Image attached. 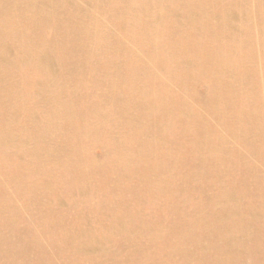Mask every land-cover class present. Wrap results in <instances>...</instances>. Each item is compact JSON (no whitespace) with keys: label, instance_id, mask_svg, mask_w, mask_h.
<instances>
[{"label":"rangeland","instance_id":"obj_1","mask_svg":"<svg viewBox=\"0 0 264 264\" xmlns=\"http://www.w3.org/2000/svg\"><path fill=\"white\" fill-rule=\"evenodd\" d=\"M91 1L88 6L76 0L91 20L83 19L77 7L68 14L79 23L92 21L101 39L55 50L50 46L63 45L80 30L60 26L54 33L36 32L46 41L54 39L40 48L50 47L51 69L59 80L54 92L73 97L75 117L59 100L53 101L52 94L38 103V96L19 84V75L0 78V88L6 87L0 92V264L167 263L168 244L178 239L183 226L199 219H204L199 228L208 231L231 228L242 239L243 232H252L259 239L251 242L246 236L254 245L247 247L246 240L239 245L237 264H264V206L259 205L264 195V125L261 131L242 133L231 129L226 119L239 116L248 122L254 114L264 115V0ZM49 4L54 6V0H47ZM201 32L203 48L195 52L191 48ZM138 39L145 43L139 45ZM243 39L255 47L254 61L224 62L233 73H239L243 63L257 72L240 85L212 69L219 58L209 59L207 52L219 43L240 45ZM2 43L14 67L36 61V54H23L17 38ZM167 44L173 47L168 55ZM100 48V56H94ZM177 58L179 65L168 68ZM205 68L214 81L202 74ZM130 74H140L144 81L137 85L146 84L158 95L150 108L149 100L132 90L130 83L137 78L121 80ZM66 76L72 80L67 82ZM240 89L250 93L239 96V107L220 92ZM83 95L96 97L97 104H82L78 97ZM126 96L124 109L120 99ZM249 99H257L255 107L243 106ZM92 108L110 111L107 122L92 123L99 125L94 137L111 142L70 144L76 137L74 126L83 123ZM122 113L130 120L127 126L122 120L118 124ZM182 116L194 118L188 123ZM185 127L187 140L171 135L173 130L185 133ZM77 135L84 133L79 130ZM69 147L76 152H68ZM76 175L78 184L70 183ZM34 185L43 188L33 190ZM226 192L241 203L239 212H232L225 200L212 203L205 215L196 210L197 204L215 202ZM247 206L252 208L249 215ZM143 223L148 225L146 237L138 230ZM124 226L133 232L120 233ZM197 234L182 243L184 252L197 241L207 243L206 251L211 244H222L216 236ZM215 256L231 260L234 253L222 246L185 256L176 253L171 259L201 264Z\"/></svg>","mask_w":264,"mask_h":264},{"label":"bare ground","instance_id":"obj_2","mask_svg":"<svg viewBox=\"0 0 264 264\" xmlns=\"http://www.w3.org/2000/svg\"><path fill=\"white\" fill-rule=\"evenodd\" d=\"M81 2L87 4L88 6L91 5L92 1L91 0H80ZM55 5L51 6L50 4L47 5V0H0V52H2L1 55V62H5L4 65L0 64V78L4 74L6 77L7 75H19V84L24 85L25 88L24 90L31 94L33 97L38 96V103L43 102L47 94H52V99L58 104L61 102L62 107L64 109L68 110V114H73L74 117L76 116V112L74 111L73 108V97L69 94L66 95H61L59 92H54L58 85V76L57 74L51 69V60H52V53L50 52V47L54 48L57 50V48H66V46L70 43L71 44V49H74L76 46H83L84 42L88 40L89 38H96V39H101V36L103 37L102 34L98 32V30H93L97 29L96 25L92 24V21L89 23L82 22L79 23V20L73 17L71 14H68V10L72 8H76L81 10L84 13L83 19H90L87 16L86 13V8L83 7L79 2L77 3L76 0H54ZM99 5L102 6V2L99 1ZM260 11L262 14V20L264 22V4L260 6ZM118 19V18H116ZM55 24H54V22ZM91 20V19H90ZM18 25L19 28H15L14 26ZM179 27H183L181 23H177ZM67 27V26H74L76 27L75 29H79L80 31H76L74 34H72L70 37L66 38L65 43L61 46H57L56 42L54 45L47 47L46 49L40 48V45L43 46L48 43H54V39H49L45 40L44 37H39L36 35V32H39L42 29H53L50 30L51 33H54L55 30L60 27ZM63 29V28H62ZM212 33V32H209ZM201 33H196L195 35V43L192 46V50L195 52H198L203 48L202 46V41H201ZM77 37V41L74 42L73 38ZM17 38L23 45L24 48V53L23 54H36V61L28 64V65H21L19 64L18 67H14V64L12 63L10 57L8 56L7 51V46L6 42L7 39H14ZM139 45H142L145 43L143 40H139ZM54 50V49H53ZM255 47L251 44H248L245 39H243V42H240V45H229V44H217L213 48L210 47L208 50L207 56L209 59H218V64H216L212 69H216V71L219 72L220 75L226 76L227 75L240 85L244 83L245 80L248 78L252 77V75H257V72L254 71L252 73V69L248 70L245 64L243 63L239 73H233L231 72L228 67L224 64V62H229L232 59H240L241 62H252L254 61L253 56L255 54ZM173 51V47L167 44V55L170 54ZM94 56H100L101 54V48L97 51L93 52ZM91 54L87 55V59L90 57ZM139 56V55H138ZM204 57V56H203ZM85 59V60H87ZM28 62L31 60H27ZM143 61L140 60L139 63H142ZM8 63V64H7ZM16 63V61H15ZM178 58L175 60H171L169 62L168 68H171L173 66H178ZM196 67L198 69L201 68L202 64L201 63H195ZM167 68V70H168ZM27 73H31V77L29 78L27 76ZM202 74L211 81H214L215 79L210 75L208 72L207 68H205L202 72ZM67 82L72 80V76H66ZM137 78L138 80L135 81L132 80L130 85L132 87V90L134 94L141 98L142 100H149L147 103V106L150 108L152 105V101L158 97V95H154V90L150 88H145L146 84L144 86L142 85H137L139 83H143L144 78L141 77V75H135V74H130L127 76H122L121 80L128 83L129 79H134ZM28 79H33L29 82H26ZM6 80V79H5ZM8 80V79H7ZM64 80V79H63ZM62 80V82H63ZM5 82V81H4ZM11 82V79H10ZM9 82V83H10ZM26 82V83H25ZM79 83V81H76ZM15 84V82H13ZM66 83V82H65ZM8 84V82H7ZM36 89L35 91H33ZM6 90V87L3 86L0 88V92L4 93ZM33 91V92H32ZM220 92L225 95H229V104L233 107H239V96L246 94L247 96L249 95L250 92L244 91L242 89L234 92H230L228 90H220ZM44 94L43 98H40L39 95ZM115 96H118L116 94ZM2 96H0L1 98ZM79 101L84 104V105H96L97 104V98H91L86 95H83L81 97H78ZM122 103V107L125 109V105L127 102V96L125 98L120 99ZM257 104V99H249L246 104L243 106L246 108H252L255 107ZM117 109V108H116ZM150 110V109H149ZM113 111V110H112ZM137 112V111H136ZM99 114V118H96V114ZM109 114L110 111L107 108H102V109H91L89 112L88 118L81 124H78L74 126V130L76 137L73 135V139L70 144L77 142L78 144L82 143H90V141H93L94 143H109L111 142L110 139L105 138V139H99L97 137H94V128L99 126L97 123H92V121H104L107 122L109 119ZM123 116H121L120 120L118 121V124L121 121L122 126H127L129 123V119L127 118L126 114L122 113ZM139 114H137L138 116ZM144 115V114H143ZM149 115V114H148ZM141 116V114H140ZM138 116V117H140ZM73 117V118H74ZM184 119L188 121V123L191 122V120L194 118V116H182ZM70 117V119H73ZM141 118V117H140ZM196 120L201 119L199 116L195 117ZM228 120V126L236 131L246 133L250 130L254 131H261L264 125V115L262 113H257L251 116L250 120L247 122L243 118L236 116L232 118H226ZM137 122V120H136ZM201 122L203 120L201 119ZM142 123V122H141ZM140 123V124H141ZM107 125V124H105ZM176 126V125H175ZM108 127V126H106ZM181 129L180 127L177 129ZM81 130L83 131L84 135L83 136H78V131ZM159 131V130H158ZM171 135L176 138V139H182L187 140V135H188V130H186L185 127V133H179L178 131H171ZM197 143V142H196ZM174 147V146H173ZM196 146H194L195 148ZM73 151L76 152V149L74 147H69L68 152ZM176 151V150H175ZM70 154V153H69ZM145 156L147 154L145 153ZM183 156V154H182ZM148 157V156H147ZM171 158V156H170ZM185 158V157H184ZM168 159V158H167ZM176 159V158H175ZM185 160V159H184ZM183 160V161H184ZM181 161V160H180ZM147 164V162H145ZM74 166V165H73ZM198 170V169H197ZM81 171V170H79ZM80 173V172H79ZM84 173V170H83ZM73 174V172L71 173ZM77 174V172H75ZM84 176V174H83ZM86 176V175H85ZM77 179L72 177V181ZM118 179V178H117ZM98 180V179H96ZM102 180V179H101ZM70 182L73 184H78L77 182ZM79 181V180H78ZM81 181V180H80ZM87 181V180H86ZM101 182V181H100ZM43 188V185H34L32 187L33 190H40ZM50 194V192H49ZM220 200L226 201L230 204V208L232 209V212H239V209L241 207V203L237 199V197L232 194L231 192H226L223 195L220 196L219 199H217L215 202H202V206L197 204L196 210L202 214H206L212 203H217ZM259 205L264 206V195H262L259 198ZM252 208L250 206H247V210L245 211L246 214L251 213ZM6 212V210H4ZM257 219H260V215L256 214ZM261 221V220H260ZM259 221V223H260ZM204 222V219H199L191 224H188L186 227L183 226V230L181 231V235L178 237V239L167 246V263L164 261V259L159 263V264H179V262H176L172 260V256H174L176 253H179L181 256H185V254L188 251L192 252H209L214 249H217L218 247L225 246V251H233L234 257L231 260H228L225 256L223 259H220L219 257L215 256L213 259H209L207 262H203L201 264H214V263H223V264H237L238 262V256L239 253L236 249H238L239 245L242 244L244 240H246V246L247 247H253L254 244L251 242L257 241L259 238L256 237L254 234L252 235V232H243L246 234V236H251L252 241L249 242L248 237H235V233L232 231L231 228H224V227H216L212 229L211 231H208L207 229H200L199 226ZM148 226L145 223H143L138 229L142 234L143 237H146V232L145 227ZM199 230V231H198ZM133 232L132 229H130L128 226H124L120 233H131ZM198 238L199 237H205L207 235L210 236H216L218 237L222 244L220 245H214L210 246V250L206 251V244L201 243L200 241H197L193 244H190L193 248L187 249L186 252H184L182 248V243L187 240V238L194 233H197ZM142 237V238H143ZM151 237L155 239H160L158 235H152ZM84 248V247H83ZM204 248V249H203ZM96 250V249H95ZM221 253V252H218ZM217 253V254H218ZM198 256V255H196ZM202 257V256H201Z\"/></svg>","mask_w":264,"mask_h":264}]
</instances>
